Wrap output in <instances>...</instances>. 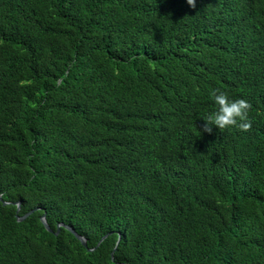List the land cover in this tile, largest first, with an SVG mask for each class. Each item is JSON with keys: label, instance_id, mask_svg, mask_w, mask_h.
Here are the masks:
<instances>
[{"label": "trees", "instance_id": "obj_1", "mask_svg": "<svg viewBox=\"0 0 264 264\" xmlns=\"http://www.w3.org/2000/svg\"><path fill=\"white\" fill-rule=\"evenodd\" d=\"M0 195V264H264V0H0Z\"/></svg>", "mask_w": 264, "mask_h": 264}, {"label": "water", "instance_id": "obj_2", "mask_svg": "<svg viewBox=\"0 0 264 264\" xmlns=\"http://www.w3.org/2000/svg\"><path fill=\"white\" fill-rule=\"evenodd\" d=\"M0 200H1L3 203H5V204H6V203H9V201L3 200V198L1 197V195H0ZM13 203H15V205H16V213H17V212L19 211V208H20V202H19V201H16V202H13ZM34 210H35V208H32V209H30L29 211L25 212L23 215L18 216V220H22V219H24L27 215H29V214H30L32 211H34ZM41 221H42L44 227H45L47 230L51 231V228H50V226L48 225V223H47V221H46V219H45V214H44V213L41 215ZM65 226L75 234V236L80 240V242H81L84 246H86V240H85V237H83L82 235L78 234V233L74 230V228H73L72 226H69V225H65ZM105 236H106V234L103 235V236L98 240L97 245L102 241V239H103ZM123 264H126V263H123Z\"/></svg>", "mask_w": 264, "mask_h": 264}]
</instances>
